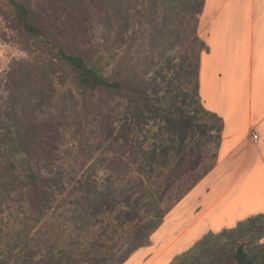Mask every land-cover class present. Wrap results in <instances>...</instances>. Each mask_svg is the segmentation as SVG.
<instances>
[{
  "label": "rangeland",
  "instance_id": "374dc122",
  "mask_svg": "<svg viewBox=\"0 0 264 264\" xmlns=\"http://www.w3.org/2000/svg\"><path fill=\"white\" fill-rule=\"evenodd\" d=\"M26 1L54 42L126 88H80L0 0V264H233L239 242L264 252V216L203 231L231 218L201 215L223 186L203 179L222 127L198 93L203 0ZM105 227L107 263L90 249Z\"/></svg>",
  "mask_w": 264,
  "mask_h": 264
},
{
  "label": "crops",
  "instance_id": "0c3cea01",
  "mask_svg": "<svg viewBox=\"0 0 264 264\" xmlns=\"http://www.w3.org/2000/svg\"><path fill=\"white\" fill-rule=\"evenodd\" d=\"M198 30L206 46L199 97L222 122L217 161L203 179L217 173L223 186L201 215L219 206L231 216L219 229L210 222L205 234L264 216V0H203ZM215 186H205L199 199Z\"/></svg>",
  "mask_w": 264,
  "mask_h": 264
},
{
  "label": "trees",
  "instance_id": "16d2710c",
  "mask_svg": "<svg viewBox=\"0 0 264 264\" xmlns=\"http://www.w3.org/2000/svg\"><path fill=\"white\" fill-rule=\"evenodd\" d=\"M8 5L10 7V16L14 23L27 35L43 40L50 49L56 53V55L65 61L70 67V70L80 88L91 91L98 89L115 92L125 91L126 86L122 80L108 78L102 74L99 69L92 66L84 57L78 54H73L63 45L54 42L44 28L32 21L31 9L26 0H8ZM26 175L29 177L30 181L36 179V174L31 169L27 171ZM105 199L114 202L107 193H105ZM115 204L117 205L116 202ZM105 238V243L95 242L90 249L98 254V258L103 256L104 262L107 263L111 260L115 247L113 244L108 245L106 243L107 240H112L114 238L112 233H108V228L105 229ZM103 247H105V254L103 251V255H101L99 250ZM232 261L233 264H264V252L253 251L250 249L248 243L239 242L235 246Z\"/></svg>",
  "mask_w": 264,
  "mask_h": 264
},
{
  "label": "built area",
  "instance_id": "2783aa9c",
  "mask_svg": "<svg viewBox=\"0 0 264 264\" xmlns=\"http://www.w3.org/2000/svg\"><path fill=\"white\" fill-rule=\"evenodd\" d=\"M253 136H254V139H257L258 138V135L257 134H254Z\"/></svg>",
  "mask_w": 264,
  "mask_h": 264
}]
</instances>
